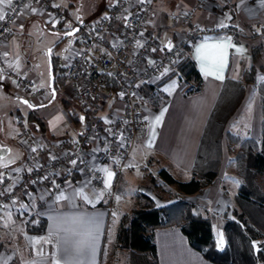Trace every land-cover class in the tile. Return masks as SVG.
Returning a JSON list of instances; mask_svg holds the SVG:
<instances>
[{"label": "crops", "instance_id": "obj_1", "mask_svg": "<svg viewBox=\"0 0 264 264\" xmlns=\"http://www.w3.org/2000/svg\"><path fill=\"white\" fill-rule=\"evenodd\" d=\"M53 1L69 13L72 19L83 23H89L87 20L92 16L100 18L107 12L111 2V0ZM138 2L150 6L146 35L158 38L163 46L172 47L179 39L192 32L193 36L189 40L191 49L187 51L186 56L195 61L202 75L200 92L185 95L186 83L180 80L179 75H172L173 72L170 77L167 76V79L165 77L154 84L144 86L138 100L147 108L146 132L144 137L136 142L123 172L116 174L114 170L118 158L100 161L92 153L93 150L90 154L94 166L114 173L110 189H104L103 184L96 185L88 174L76 173L74 176H69L61 171L40 185L27 189L15 204L11 203L2 208L0 210V257L4 258L2 264H33V261L38 259L34 252L41 248L45 255L39 258L38 264H52L54 255L59 254L55 247L58 237H64L68 240L69 246L73 245L79 237H73L70 230L75 228L81 233L86 232L90 226L89 220L94 221L91 226L96 229L97 234L94 264H100L106 226L112 213L127 203L131 206L129 210H119L117 221L119 227L124 215L134 208V204L145 206L130 198L125 202L119 194L138 180V177H144L149 167L151 169L158 167L159 171L166 169L176 180L189 181L193 177L192 170L207 121L226 78L243 80L244 73L249 71L253 64L250 54L252 45L262 46L261 65L264 66L262 0H138ZM28 5L30 7H26L16 18L13 31L2 41L0 50L7 61L9 72L35 78L38 85L42 77L31 72L32 63L29 62L25 49L28 37L43 30L44 33L55 36L56 40L61 36L60 41L63 40L61 45L71 39L68 52L64 56L65 68L79 53L81 43L76 28L70 22H57L50 11L33 2ZM8 6L7 2L0 4V14L4 17ZM33 9L36 11L34 12ZM80 10L84 17L82 21L76 18ZM53 20L56 21L55 27ZM221 21L226 27H220ZM67 25H71V29L76 31L74 35H65L69 30ZM229 38L235 47L228 49V65L223 72V79L206 77L201 72L197 48ZM236 47H243L244 54H237ZM63 76V84H60L56 95L46 102L43 95L34 100L17 95L11 78L8 75L0 77V165L7 164V167H0L1 173H9L19 180L32 148L38 150V145L46 144L60 136L72 138L81 136L85 127L79 129L78 112H83L85 116L86 113L81 109L72 110L71 107L65 106L63 100L73 101V99L66 74ZM261 77H264V71H258L255 81L247 84L243 106L239 115L234 118L236 123L240 121L241 125L243 123L242 127L250 130L247 138L256 140L261 138L262 111L259 84L264 81ZM150 86H155L154 96L148 93ZM250 86L254 87L252 91L249 89ZM14 97L33 105L29 108L24 103L29 109L28 120L21 114L19 109L21 105ZM249 100L250 103L247 105ZM101 104L98 116L102 127L111 124L124 110V101L112 88L105 90ZM32 110L45 123V131L35 129L34 123L30 120ZM69 112L75 114L74 120L70 118ZM161 113L163 115L160 123L154 124L155 118L161 116ZM18 116L21 117V122ZM106 120L110 122L106 123ZM98 145L99 142H96L94 150ZM53 154L55 153L52 150L46 149L40 157L42 161H46ZM104 174L106 176V173ZM234 177L238 179L236 174ZM86 179L90 180L87 185L84 183ZM219 182V186L214 184L206 187L201 193L186 195L188 199L198 204L203 215L212 219L217 241L220 234L223 235L224 217L234 205L238 187L229 188L222 183V180ZM80 188H83L84 194L91 202H86L81 196L76 195V190ZM139 192L146 199H151L147 187L140 188ZM100 193L103 195L97 199ZM61 195L64 199L57 200ZM154 202H156L153 204L154 207L168 204ZM213 210L221 217L218 219V224L219 221L222 224L217 226L218 229L214 224ZM71 217H83L84 221L73 224ZM40 224L45 225L43 231L33 230L42 227ZM50 230L53 233L51 243L34 245L31 242L35 238L49 237ZM155 241L159 264H214L190 246L187 237L178 227L157 229ZM223 241H225L224 235Z\"/></svg>", "mask_w": 264, "mask_h": 264}, {"label": "built area", "instance_id": "obj_2", "mask_svg": "<svg viewBox=\"0 0 264 264\" xmlns=\"http://www.w3.org/2000/svg\"><path fill=\"white\" fill-rule=\"evenodd\" d=\"M30 2L50 11L57 22L68 21L78 30L81 49L67 66L66 79L73 101L86 113V126L79 138L60 136L38 145L36 151L32 148L21 179L0 172L4 176V182L0 183V193H3L0 210L5 208L3 205L17 201L30 187L40 185L61 171L69 176L88 174L96 185H102L105 174L92 164V150L100 161L118 158L114 170L116 174L122 173L136 142L146 132L144 105L138 100L140 92L144 86L176 71L186 57L193 36L192 32L185 35L170 49L158 38L147 36L150 6L138 0H111L107 12L91 23L75 21L59 6L53 7V0H13L5 19L0 21V45L12 33L16 18L26 8L24 5ZM7 75L17 95L34 100L44 94L38 89L35 78L9 72L0 50V77ZM113 86L124 101V110L111 124L102 127L98 111L105 90ZM96 142L99 145L94 150ZM46 149L55 154L42 161L40 156ZM5 188L10 192L4 191Z\"/></svg>", "mask_w": 264, "mask_h": 264}, {"label": "trees", "instance_id": "obj_3", "mask_svg": "<svg viewBox=\"0 0 264 264\" xmlns=\"http://www.w3.org/2000/svg\"><path fill=\"white\" fill-rule=\"evenodd\" d=\"M190 49L191 46L188 51ZM261 53V45H252L250 54L253 64L251 69L244 73L243 80L226 78L207 121L192 170L193 177L189 181H178L166 169L159 171L166 183L178 187L179 197L160 207H135L131 214L123 217L117 233V242L121 248L129 251V264H159L155 232L157 229L170 227L180 228L190 246L214 264H264V82L259 85L261 138H242L227 130L230 120L242 108L247 84L255 81L258 71H264ZM51 60L56 93L60 84H63L64 76L56 74L55 57ZM172 75H179L180 80L186 83L185 95L200 92L203 78L191 57L186 56ZM112 89L116 90V87L113 86ZM148 89V93L154 96L155 86ZM63 102L66 107L71 105L69 101ZM69 116L72 120L75 119L73 112H69ZM30 120L37 131H45V123L34 114V110L30 113ZM228 135L239 147L234 158L239 186L235 196L237 208L225 219V241L223 246L219 247L211 218L203 215L198 204L186 195L201 193L206 187L216 183L224 161L225 138ZM44 229L45 225H42L33 230L40 232ZM253 242H257L258 249L252 247Z\"/></svg>", "mask_w": 264, "mask_h": 264}, {"label": "rangeland", "instance_id": "obj_4", "mask_svg": "<svg viewBox=\"0 0 264 264\" xmlns=\"http://www.w3.org/2000/svg\"><path fill=\"white\" fill-rule=\"evenodd\" d=\"M78 13H79V16H76V18L82 21V19H84L83 14H81L82 10H80ZM96 19H98L96 16L94 17L92 16L88 18L87 22L90 23V21L93 22V21H96ZM60 39H61V36L60 38L56 40L55 36H51L48 33H44L43 30H40L36 34H32L31 37H28V40L25 46V49L29 57V62L32 63L31 72L36 75H40L42 77L37 87L40 90L44 91V94L42 97L44 98L45 102L49 101L53 97L52 95L53 91L51 88V83H52L51 59L52 57H55L57 61V67L55 68L57 75L63 76L66 70L64 66L65 65L64 56L68 52V49H69L68 44L71 41V39L70 41L68 40L66 44L64 43L62 45L60 44L59 46H57L58 43L60 42ZM169 75L170 74H168V76ZM249 89L252 91L254 87L250 86ZM15 101L21 105L19 108L21 111V114L26 118V120H28L29 109L26 107V105L22 101H19L17 98H15ZM69 102L71 105L67 108L71 107L72 110L81 109L80 106H78L74 101L70 100ZM249 103H250V100L247 102V105ZM144 110L145 112L147 110L145 106H144ZM78 114L80 117L79 129H82L86 126V116L81 111L78 112ZM237 115H239V113ZM237 115L234 118H236ZM81 117H83V121H81ZM234 118L230 120L227 130H229L234 135H238L242 138H247V135L250 134V130L242 127L243 123L241 125L240 121L239 123L238 122L236 123ZM18 119H19V122L22 121L20 116H18ZM231 138L232 137L230 135H228L225 138L224 161L219 171L218 178L219 180H222V183L228 186L229 188H232V187L234 188L236 186H239V184H237V181L239 182V178L237 179L234 177L236 174L234 158L239 150V147L233 143V140ZM145 172L146 173L144 177L139 178L137 176L138 180L134 181L132 185L124 189V192L122 191V193L119 194L120 195L119 197H122V199L125 202H127L130 198V199L136 200V202H139V204L141 205H152V206L153 204L156 203L154 201L170 203V202L175 201L179 197L178 195L180 194V192L178 190V187L175 184L166 183L161 178L158 167H154L152 169L149 167L148 170H146ZM219 180L217 181V183H215L217 186H219L220 184ZM145 187H147V193L149 194V196H151V199L149 200L146 199V197L140 194L139 192L140 188L145 189ZM237 190H238V187H237ZM135 206L136 205L134 204V208ZM130 207L131 206L127 203L123 207H119L117 210H115L110 216L107 226H106V232L104 235L105 237H104L103 246H102L100 264H129V251L121 248L117 242V233L119 229L117 221L119 217L118 214L120 213L119 210L123 211L125 209L126 211V210H129ZM136 207H139V206H136ZM134 208H132L131 211L126 213L124 216L131 214ZM236 208H237V205L234 201L233 207L228 210V213L224 218L226 219L228 216H231L233 210H235ZM199 211H200V208H199ZM213 216L215 219L214 220L215 226L216 227L220 226L222 224L220 221L218 224V219L221 218L220 215L216 211L213 210Z\"/></svg>", "mask_w": 264, "mask_h": 264}, {"label": "snow or ice", "instance_id": "obj_5", "mask_svg": "<svg viewBox=\"0 0 264 264\" xmlns=\"http://www.w3.org/2000/svg\"><path fill=\"white\" fill-rule=\"evenodd\" d=\"M7 2V4L11 5L13 0H0V4H3ZM25 7H30V5H24ZM53 7H58V5L53 4ZM261 6L264 7V0H262ZM35 12L36 10L33 9ZM231 17H228L230 19ZM5 19L4 15L0 14V21H3ZM56 21L53 20V27H55ZM220 27H226L223 21H221ZM67 28L69 29L65 35L72 36L75 34L74 30L71 29V25H67ZM55 35H59V33H54ZM169 49L171 48V45H168ZM235 47L230 38L225 39L224 41H221L219 43H213V44H205L201 47L197 48V59L200 61L201 64V72L207 77V76H213L215 79L222 80L223 79V72L226 69L228 65V49ZM51 51V50H49ZM235 51L237 54L243 55L245 52V49L243 47H236ZM150 63H154V61H150ZM165 73L168 72V69L164 70ZM262 80H264V77H261ZM167 91V89H165ZM52 95H55V92L52 93ZM23 103L27 104L29 108H32L33 105L29 104L27 101H23ZM43 106V105H41ZM163 113H161V116H158L155 118L154 124H159L162 119ZM81 121H83V117H81ZM110 122V121H105ZM154 134V133H153ZM151 144H149V147ZM32 151H36V149H32ZM52 159H55V157H52ZM73 165L76 164V161H72ZM0 167H7V164L0 165ZM104 173H106V176L103 178L102 183L104 189H110L112 180L114 178V173L109 171L108 169H102ZM4 182V176L3 174H0V183ZM85 185L90 183V180L84 181ZM6 192H10L9 188H5ZM3 193H0L2 195ZM95 194V193H94ZM76 195L81 196L86 202H91L89 200V197L84 194L83 188H80L76 190ZM103 193H100L97 196V199H99L100 196H102ZM64 199V196H58L57 200ZM119 199V197H117ZM13 204H15V200H13ZM3 207H7V205H3ZM73 224L82 223L84 221L83 217H71L70 218ZM89 227L86 232H79L75 228L71 229V234L73 237H79V239L75 240L74 244L69 246L68 240L64 237H58L57 243L55 247L57 248L58 255H54L52 264H94V258H95V251H96V229L92 227L91 225L94 224V221L89 220ZM52 231L50 230L49 237H40L35 238L31 242L34 245H38L41 243L48 244L51 243V236ZM223 235L220 234V237L217 241L218 246L223 245ZM252 247L254 249H258L257 242H253ZM34 255L38 258L36 261H33V264H38L39 258H43L45 253L43 249H38L34 252ZM4 261V258L0 257V264Z\"/></svg>", "mask_w": 264, "mask_h": 264}, {"label": "water", "instance_id": "obj_6", "mask_svg": "<svg viewBox=\"0 0 264 264\" xmlns=\"http://www.w3.org/2000/svg\"><path fill=\"white\" fill-rule=\"evenodd\" d=\"M74 32H76V31H74ZM77 32H78V30H77ZM51 65H52V60H51ZM51 76H52L51 88H52V91L55 92L54 91V82H55V80H54V71H53V68H52V71H51ZM55 95H56V93H55Z\"/></svg>", "mask_w": 264, "mask_h": 264}]
</instances>
